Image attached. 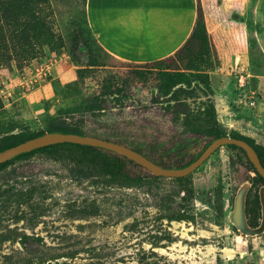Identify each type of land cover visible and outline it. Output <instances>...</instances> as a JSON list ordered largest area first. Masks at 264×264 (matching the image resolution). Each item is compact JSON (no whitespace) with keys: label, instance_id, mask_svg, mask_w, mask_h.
<instances>
[{"label":"rangeland","instance_id":"rangeland-1","mask_svg":"<svg viewBox=\"0 0 264 264\" xmlns=\"http://www.w3.org/2000/svg\"><path fill=\"white\" fill-rule=\"evenodd\" d=\"M49 1L56 30L66 39L69 23L57 18ZM250 7L244 8L242 16L219 23L227 37L217 53L222 69L208 73L202 66H188L183 70L207 73L218 122L228 135L234 133L264 151V110H258V103L264 102V85L260 88L251 76L264 74V57L253 43ZM4 60L0 52V129L40 130L47 117L96 94L100 80L132 78V70L145 67L103 55V65L80 81L66 48L44 46L42 54L21 65L13 58ZM47 65H52L48 72H36ZM131 81L125 108L113 107L107 118L91 120L89 126L108 134H133L149 156L164 162L173 161L177 154L184 159L198 155L208 138L184 137L170 123L169 115L150 102L156 94L152 81ZM199 100L195 98V103ZM68 166L35 154L8 167L12 170L9 177L17 176L32 190L37 209L31 220L26 205L16 215L10 206L0 209V264H38L41 258L42 264H264V233L242 236L226 219L242 181L249 180L254 189L260 186L253 185L255 173L239 149L226 145L216 149L191 173L190 196L184 199L174 194L169 208L161 205V195L180 192L179 184L171 179L159 180L157 187L103 188L71 179ZM126 168L131 174L152 175L139 165ZM81 210L87 213L81 215ZM173 211L189 217L169 219ZM23 234L40 238V253L29 255L22 249Z\"/></svg>","mask_w":264,"mask_h":264},{"label":"trees","instance_id":"trees-1","mask_svg":"<svg viewBox=\"0 0 264 264\" xmlns=\"http://www.w3.org/2000/svg\"><path fill=\"white\" fill-rule=\"evenodd\" d=\"M83 19H76L71 22L67 38L58 32V24L55 20L53 10L49 0H0V52L4 57V63L9 59H15L17 65L31 60L42 54V48L48 46L51 49L66 48L72 58L77 80L82 81L88 77L94 69L102 66L103 54L95 48V43L91 38L90 31L83 26ZM251 34L252 23H249ZM9 35V37L6 35ZM253 39V37H252ZM255 45V41L253 40ZM203 55L179 54L181 66L170 67L166 62L153 63L150 68L146 65H137L143 68L132 70V78H124L120 81L114 76L100 80L98 92L91 93L80 104L63 109L54 117H47L44 126L40 130H29L9 126L0 129V151L15 146L28 139L34 138L45 132L60 131L64 133H74L94 136L97 138L114 141L125 145L154 163L168 168H178L189 164L195 157L184 159L178 156L173 161L164 162L154 156H149L145 151L142 142H136L133 134L117 135L99 132L98 128L89 126L91 120L99 121L108 117L111 108L118 107L123 110L126 106L124 102L131 96L132 79L139 83L146 84L150 81L156 88V94L152 97L151 103L158 106L164 115H169L172 125L179 128L184 137L194 136L208 138L207 144L214 138L221 136H231L246 141L257 153L261 165L264 167V151L258 149L250 141L231 133L217 120V113L214 102L211 99L213 87L209 81L207 73L183 70L188 66H199L205 62ZM95 77V75H92ZM116 81L120 82L117 84ZM195 98H199L197 104ZM114 138V139H112ZM206 144V145H207ZM227 147L239 149L250 164L255 177L252 178L253 185L260 183L264 185V179L255 171L252 164L247 159L245 152L235 146ZM35 154H42L48 158L63 161L69 165L70 178L78 181H86L91 186L103 188L125 187L141 188L157 187L161 179H171L179 184L180 192H168L161 195L164 207H171L174 202V194L182 198L190 196L192 190L188 181L191 173L184 177H162V176H141L131 174L127 170L128 164H135L132 161L112 154L108 151L91 146L58 143L20 155L14 159L0 164V177L5 175V179L0 181V209L11 207L13 215H16L21 205L29 207L28 219L36 218V207L32 190L29 186L20 183L15 177H9V166L16 161L31 157ZM137 165V164H135ZM13 181V183H11ZM257 189L253 186L249 189L246 197L245 213L250 226H255L260 217V207ZM185 194H181L182 192ZM87 210H81V215ZM32 217V218H31ZM185 214L173 211L168 216L169 219L183 220L188 218ZM22 249L29 255L41 252V240L38 236L23 234L19 240ZM44 259H40L38 264H42Z\"/></svg>","mask_w":264,"mask_h":264},{"label":"crops","instance_id":"crops-1","mask_svg":"<svg viewBox=\"0 0 264 264\" xmlns=\"http://www.w3.org/2000/svg\"><path fill=\"white\" fill-rule=\"evenodd\" d=\"M51 2L57 18L66 20L64 22L69 23V27L73 19H83V26L90 31L95 48L111 59L148 67L164 61L170 67H175L181 66L179 54H199L204 56L205 62L209 61L199 64L201 70L208 73H212V69H222L217 53L227 37L220 32L219 23L230 16H242L244 8L250 5L252 37L257 50L264 57V0ZM234 35L237 40L238 34ZM235 54L240 56L239 52ZM251 76L260 88L264 85L261 82L264 74L252 73Z\"/></svg>","mask_w":264,"mask_h":264},{"label":"water","instance_id":"water-1","mask_svg":"<svg viewBox=\"0 0 264 264\" xmlns=\"http://www.w3.org/2000/svg\"><path fill=\"white\" fill-rule=\"evenodd\" d=\"M258 110H264V102L258 103ZM58 143H73L102 149L132 161L133 163L146 169L154 176L173 178L189 175L196 170L216 149L224 145L232 144L241 148L245 152L247 159L252 164L255 171L264 179V167L261 165L255 150L246 141L239 138H233L231 136H221L212 139L186 166L168 168L160 166L139 152L114 141L89 135L52 131L45 132L34 138L0 151V164L41 147ZM251 186L252 183L249 180H244L237 186L233 196L231 208L226 213V219L229 224L240 235L245 237H256L264 233V185H260L257 190L260 207L259 222L255 226H250L247 222L245 213L246 197Z\"/></svg>","mask_w":264,"mask_h":264},{"label":"built area","instance_id":"built-area-1","mask_svg":"<svg viewBox=\"0 0 264 264\" xmlns=\"http://www.w3.org/2000/svg\"><path fill=\"white\" fill-rule=\"evenodd\" d=\"M51 66H52V65H51ZM51 66H48V65H47V66L40 67V68L37 67V68H39V69H37L38 71H36V72H37V73H39V71H45V72H48L49 69L51 68ZM250 104H251V105H255L254 102H251Z\"/></svg>","mask_w":264,"mask_h":264},{"label":"flooded vegetation","instance_id":"flooded-vegetation-1","mask_svg":"<svg viewBox=\"0 0 264 264\" xmlns=\"http://www.w3.org/2000/svg\"><path fill=\"white\" fill-rule=\"evenodd\" d=\"M201 152V151H200ZM246 217H247V215H246ZM259 219H260V217H259ZM259 219H258V222H259ZM247 222H248V219H247ZM249 224V223H248ZM258 224V223H257ZM250 225V224H249Z\"/></svg>","mask_w":264,"mask_h":264}]
</instances>
